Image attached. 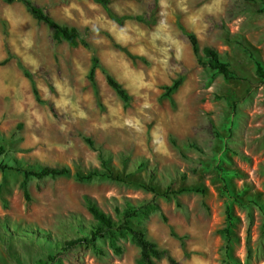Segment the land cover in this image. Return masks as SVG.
<instances>
[{
  "label": "rangeland",
  "instance_id": "obj_1",
  "mask_svg": "<svg viewBox=\"0 0 264 264\" xmlns=\"http://www.w3.org/2000/svg\"><path fill=\"white\" fill-rule=\"evenodd\" d=\"M30 1L83 34L100 69L93 89L86 79L90 50L53 40L51 29L21 4L0 0V165L69 170L24 180L0 169V264H36L48 255L53 264H137L138 249L128 236L117 242L119 255L100 242V251L82 245L63 253L52 244L77 236L73 219L85 226L90 221L84 197L111 216L113 207L148 203L152 195L138 184L184 190L169 200L154 197L158 209L133 221L175 264H225L223 184L242 199L231 204L233 258L264 264V212L248 202L264 207V80L253 62L264 72V0H109L113 14L153 17L148 25H117L92 0ZM183 32L192 33L199 48H214L237 80L224 81L197 65ZM102 69L129 95L127 104L107 87ZM177 78V90L161 98ZM83 137L110 157L117 173H128L127 181L77 180L99 168L97 152ZM169 229L184 237L188 257ZM24 230L50 240L23 239ZM155 264L168 262L163 257Z\"/></svg>",
  "mask_w": 264,
  "mask_h": 264
},
{
  "label": "trees",
  "instance_id": "obj_2",
  "mask_svg": "<svg viewBox=\"0 0 264 264\" xmlns=\"http://www.w3.org/2000/svg\"><path fill=\"white\" fill-rule=\"evenodd\" d=\"M7 4L11 3H19L22 5L26 13L34 19L36 22L42 23L52 31V38L55 41H63L69 47L74 48L80 46L84 49L90 50V66L87 71L86 79L89 84L94 89V71L96 69H100L99 62L97 57L92 53L88 43L84 39V35L81 34L74 27H67L55 22L51 16L45 12L40 7L33 4L30 0H3ZM94 3L98 4L103 11L105 12L107 18L114 22L117 25H121L124 21H135L145 25L154 23L153 17H144V16H117L113 14L109 8V0H92ZM248 2H261V0H245ZM192 55L195 58L197 65L202 67L205 71L211 72L213 75L220 76L224 81H236L237 76L230 69L229 64L224 61L219 53L212 47L204 46L202 48L198 47L195 36L192 33L183 32ZM121 50V49H120ZM126 54V56L130 60L137 59L129 55L125 50H121ZM246 52V51H245ZM247 53V52H246ZM248 55L252 58V56L248 53ZM8 58L5 59L7 61ZM254 73L260 79L264 80V72L262 71L261 65L257 60H254ZM23 76L30 82V89L32 96L36 102H39L37 91L30 81V76L24 70H22ZM101 73L104 78V82L107 87L115 94V96L121 100L124 104H127L130 101L129 95L126 91L121 87V85L105 70H101ZM180 86V79L173 80L170 85L164 86L162 88L163 92L161 94V98L168 99L170 95L177 90ZM95 92V90H94ZM96 97V93H95ZM229 106H233L232 102H228ZM83 142L93 151L97 152V160L99 163V168L88 171L85 175H77V180H90L92 178L100 177L106 178L110 181L124 183L130 177L128 173L121 174L115 171L114 167L110 166V157L107 154H104L100 150H96L93 146L92 141L87 138H82ZM1 154L3 153L2 147H0ZM139 166V165H137ZM141 166V165H140ZM140 168V167H139ZM1 170H10L21 173L23 179L27 178H45V177H59L66 176L69 173V170L66 167H47L40 166L37 169L33 170L27 167H8L6 165H0ZM224 179L221 177V181ZM139 188L144 191L150 193L153 197L148 203L139 206H131L126 205L123 208L119 209L118 207H113L112 212L113 215L104 213L91 199L84 197L85 208L90 216V221L85 225L81 221V219H73L76 223L75 227L77 229V236L73 239L59 241L53 243V248L57 249L58 252L63 253L69 251L77 246L88 245L96 251H100L101 247L96 246L97 242H100L101 245H106L107 248L115 255H119L121 253V248L118 246L117 242L124 238L130 237L132 243L138 249V260L137 264H155L156 261L162 259L163 257L167 260L168 264H175L174 261L166 254L165 250H159L154 243L150 242L145 238V233L142 228H139L133 224V221L140 216L145 215L149 211L157 210L158 207L154 202V197H160L163 200H169L170 195H175L184 190H180L177 192H169L168 189L163 192H158L154 187L149 186L148 184H138ZM222 190L224 194L228 196V201L225 204L224 211V226L219 231L223 246V263L225 264H238L233 258L231 249H230V240L232 238V230L231 227L234 225L236 218L232 214L231 204H242V199L239 193L231 192L225 184H223ZM187 191L202 193V190L199 189H189ZM250 204L256 206L261 212H264V207L258 205L254 201H248ZM161 221L165 222L164 217L160 216ZM25 235L21 238L32 240V238H39L40 240L49 241V235H41L34 231H22ZM169 234L172 238L176 239L179 242V247L183 253L184 257H188L189 253H187L184 249L183 239L184 237L176 236L171 229H169ZM57 256V255H56ZM55 260L54 256L48 255L43 260H38L36 264H53Z\"/></svg>",
  "mask_w": 264,
  "mask_h": 264
}]
</instances>
